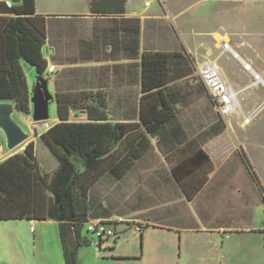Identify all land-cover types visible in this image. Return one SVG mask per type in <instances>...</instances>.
<instances>
[{"label":"crops","instance_id":"1","mask_svg":"<svg viewBox=\"0 0 264 264\" xmlns=\"http://www.w3.org/2000/svg\"><path fill=\"white\" fill-rule=\"evenodd\" d=\"M159 1L164 4L168 15L158 12V7L152 1L151 5L146 7L145 4L138 5L134 0H130L128 13L123 16H96L91 14L89 2L85 0L82 4L85 5L84 9L80 10L78 6L77 10L68 16H46L47 45L54 48V54L50 57L56 62L54 65L49 64V68L54 67L52 74L55 75L50 77V85L56 89L60 71L71 69L67 68L68 64H74L75 76L70 79L76 83L74 89L78 93L103 90L110 119L122 122L131 115L130 109L140 106L142 96V68L136 64L141 62L142 57L132 60L127 56L128 52H125L124 39L129 37L130 27L139 25L141 28V51L175 52L182 51V47H185L197 66V72L177 80L175 85L176 93L179 94L177 108L180 109L177 120L182 123L183 128L164 131L161 147L157 144L160 137L153 140L152 152L137 162L122 181L117 182L108 176L103 178L95 190L106 178H110L114 182L113 185L123 184L124 197L122 204H118L123 208L113 212L110 209L115 208L108 203V208L103 206L104 209L96 213L101 217L92 218L90 221H105L110 228L113 224L114 229L120 224H126V230L136 227L146 242H149L151 236L158 237V230L177 233L180 231L181 237L184 232L218 235L222 239L221 246L224 249L235 235L264 231L252 227L253 219L248 221L252 217L244 214L235 203L232 208L229 206V209L214 208H220L219 204L224 201L230 203L231 198H227L229 196H243L244 192L234 183L239 176H246L247 180L264 190V0H231L240 4L246 2L247 6L253 9L255 14L252 15V30L236 32L221 27L212 32L191 30L185 34L187 37L193 35L202 38L196 42L191 39L182 40L177 35L173 37L168 31V35H163L165 30L161 28V21L168 16L178 21L177 18L186 8L172 14L166 2ZM226 2L230 1L195 0L188 8L209 4L213 10L216 5ZM112 36L118 41L117 44ZM233 36L244 41H235ZM162 42L167 44L166 49L158 48V44ZM225 44H228L229 48H226ZM69 46L72 48L68 49ZM177 47L181 49L178 50ZM228 53L230 56H227ZM232 58L238 60L239 67L230 66ZM207 62L216 64L230 87L238 92L240 108L237 112H241L245 121L249 119V122L244 121L249 123L248 129H227L226 120L224 128H221L220 117L202 88L198 76L199 69ZM56 65H60L62 70L58 71ZM187 70L189 73V67ZM85 84H91L92 89L85 88ZM111 107H115L113 111ZM227 139L230 140L227 142ZM216 143L218 161L212 155V151L216 150ZM201 149L206 152L211 162L188 165V172L180 174L183 182V185H180L174 179L173 167L185 162ZM152 154L159 156V164L147 163ZM170 186L173 191H167ZM181 190L192 205L199 207L194 212L196 217H193L197 222H186L183 226L161 222L162 217L166 215L158 212V205L165 199L182 201L184 196L180 195ZM262 192L264 195V191ZM168 193L176 196L166 198L164 195ZM240 199L243 200L241 197ZM31 230L33 231V228ZM213 238L218 240L217 237ZM120 239L121 236L115 245H118ZM104 242L105 239L99 246ZM122 257L127 260L139 259V256Z\"/></svg>","mask_w":264,"mask_h":264},{"label":"trees","instance_id":"2","mask_svg":"<svg viewBox=\"0 0 264 264\" xmlns=\"http://www.w3.org/2000/svg\"><path fill=\"white\" fill-rule=\"evenodd\" d=\"M129 1L88 0L91 14L102 17L125 15ZM47 22L48 18L37 12L36 0H21L12 6L0 1V101H14L18 112L25 115H31L32 105L24 65L50 81L49 62L44 55ZM129 31L124 39L125 52L132 60L142 57L136 63L142 68V96L140 106L130 109L128 119H110L101 89L58 93L59 121L40 135L56 158L57 167L52 172L43 170L34 142L24 152L0 161V220L57 221L66 264H79L78 249L91 244L83 230L90 219L101 217L96 213L104 209L92 201L98 183L106 176L122 181L152 152L153 140L160 137L157 144L161 147L164 131L183 128L177 120L180 109L175 85L177 80L196 73V64L185 47L175 52L141 51L140 26H131ZM71 109L84 110L87 121L71 120ZM218 115L223 129L225 119ZM206 161L211 162L201 149L173 167L174 179L183 185L181 172L186 174L188 165ZM119 237L117 232L115 244Z\"/></svg>","mask_w":264,"mask_h":264},{"label":"rangeland","instance_id":"3","mask_svg":"<svg viewBox=\"0 0 264 264\" xmlns=\"http://www.w3.org/2000/svg\"><path fill=\"white\" fill-rule=\"evenodd\" d=\"M145 1L147 0H134L138 5L145 4ZM151 1L158 7V12L168 15V11L164 4L159 0ZM194 1L195 0L165 1L172 14L174 11L178 12L186 9L177 18L179 19L178 21L172 20L170 16L161 21V28L165 30L163 35L166 36L168 35L166 33L169 32L173 37L177 35L182 40L191 39L196 42L200 41L199 39L202 38H197L193 35L187 37L185 34L191 30L212 32L221 27L236 32L253 29L252 15L255 13L253 9L251 10L247 6L246 2L240 4L229 0L230 2L216 5V8L213 10H211L212 6L209 7V4L196 5L189 9L188 7ZM84 2L85 0H36V6L37 12L44 16H68L74 13L78 6L80 10L84 9L85 5H82ZM192 20L194 22H192ZM254 24L256 25V22ZM233 40H239L240 42L244 41V39L235 38L234 36ZM70 48L72 47L69 46L68 49ZM158 48L166 49L167 44L163 42L159 43ZM177 48L178 50L181 49V47ZM52 54H54V48H52L51 45L49 46V44L46 45L44 48V55L50 65L56 64L50 57ZM227 56H230V53H228ZM24 66L31 87L32 78L30 75H34V69L31 66ZM230 66L232 68L234 66L239 67L240 64L238 60L232 58V60H230ZM56 67L58 71L62 70L60 65H56ZM73 67H75L74 64H68L67 68L71 69H65L63 72L60 71L61 75L58 78V86L56 89L51 86L57 98V94L61 92L78 93L74 89L76 83L70 80L75 76ZM54 76L55 75L50 74V77L53 78ZM198 76L200 77L199 73ZM90 85L91 84H85V88H89V90L92 89ZM114 108L111 107V110L113 111ZM114 114H116V112ZM70 116L73 121H87V114L84 110L71 109ZM17 119H19L20 122H24L26 126L30 128L32 138L8 154H6L3 147H1L0 159L16 153H22L29 143L34 142L40 166L46 172H52L57 167L58 162L50 149H48L40 139V135L59 121L58 105H53L52 119L48 122L36 123L33 121L31 115H25L22 112H18ZM225 120L228 122L227 129L240 131L249 128V123H245L248 119L245 121L240 111L235 114V118L231 115ZM229 140L230 139H227V142ZM0 142L2 146H4L5 139L1 134ZM217 146L216 143V150L212 151V155L215 160L218 161ZM160 162L159 156L153 154L147 159V163L159 164ZM147 163L145 165H147ZM147 167H149V165ZM245 178L246 176H239L234 182L237 184L238 189L244 192L243 196H229L227 198H231L230 203L224 201V203L219 204L220 208H214L220 210L229 209V206L232 208L235 203L238 209L244 211V214L252 217L248 220L250 221V219H253L254 226L252 227L264 230L263 192L261 187L258 188L251 180ZM113 184L114 182L110 178H106L100 184L99 188L94 191L93 200L96 206L100 204V206L107 207L109 203L111 207L113 205L116 211L113 209L110 210L118 212L119 209L122 210L123 208L118 205L122 204L124 197L123 184L119 186ZM169 190L173 191L174 189L170 186L167 191ZM182 194L184 196L182 201L165 199L158 205V212L162 213L164 216L166 215V217H162L161 222L167 223L168 225L176 224L177 226H183L186 222L190 224L197 222L193 217H196L194 212L198 210L199 207L196 204L192 205L181 190L180 195ZM230 195L233 194L230 193ZM164 196L170 198L176 196V194L171 195V193H168ZM240 197L243 198V200H241ZM246 211L249 214L246 213ZM110 226L114 228L113 224ZM31 228H33V231ZM116 229L121 236L118 245H115V237H111L105 238L104 244L100 247L99 240L88 231V224H86L83 230V236L87 238L91 244L82 246L78 249L79 264H264V231L263 233L256 234L235 235V238L228 242L223 249L221 246L222 239L218 235L208 236L206 234L184 232L183 237H181L180 231L177 233L175 231L165 232L158 230V237L151 236L149 242H146L144 236L141 235L136 227L126 230L127 225L120 224ZM213 237H217L218 240ZM211 245H213V247ZM122 256H139V259L127 260L123 259ZM0 264H66L63 246L61 244L59 224L51 221L31 223L28 220H0Z\"/></svg>","mask_w":264,"mask_h":264},{"label":"water","instance_id":"4","mask_svg":"<svg viewBox=\"0 0 264 264\" xmlns=\"http://www.w3.org/2000/svg\"><path fill=\"white\" fill-rule=\"evenodd\" d=\"M9 6L21 0H5ZM31 86V117L34 122H48L52 119V107L58 105V98L52 91L50 81L34 69ZM18 110L14 101H0V134L5 139L6 154L11 153L32 138V132L24 122L17 119ZM24 125V126H23Z\"/></svg>","mask_w":264,"mask_h":264},{"label":"built area","instance_id":"5","mask_svg":"<svg viewBox=\"0 0 264 264\" xmlns=\"http://www.w3.org/2000/svg\"><path fill=\"white\" fill-rule=\"evenodd\" d=\"M161 1L165 2V0ZM150 5V0L145 2L146 7ZM225 47L229 48V45L225 44ZM246 67L249 68L248 65ZM48 72L52 74L54 67L49 68ZM199 75L209 93L212 103L222 118L226 119L230 117L240 108L238 92L230 87L227 79L216 64L213 62L205 63L199 69ZM88 231L95 235L99 241L105 238L115 237L117 233L105 221L97 220L88 223Z\"/></svg>","mask_w":264,"mask_h":264},{"label":"bare ground","instance_id":"6","mask_svg":"<svg viewBox=\"0 0 264 264\" xmlns=\"http://www.w3.org/2000/svg\"><path fill=\"white\" fill-rule=\"evenodd\" d=\"M220 40V39H219Z\"/></svg>","mask_w":264,"mask_h":264}]
</instances>
